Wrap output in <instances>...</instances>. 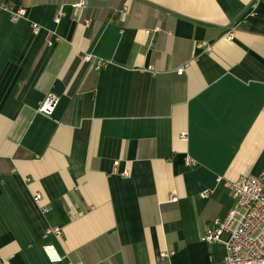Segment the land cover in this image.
<instances>
[{
    "label": "crops",
    "instance_id": "obj_1",
    "mask_svg": "<svg viewBox=\"0 0 264 264\" xmlns=\"http://www.w3.org/2000/svg\"><path fill=\"white\" fill-rule=\"evenodd\" d=\"M0 2V264L223 260L225 182L264 172V0Z\"/></svg>",
    "mask_w": 264,
    "mask_h": 264
},
{
    "label": "built area",
    "instance_id": "obj_2",
    "mask_svg": "<svg viewBox=\"0 0 264 264\" xmlns=\"http://www.w3.org/2000/svg\"><path fill=\"white\" fill-rule=\"evenodd\" d=\"M255 2L260 0H254ZM6 12L10 20L14 21L24 15L23 8L14 9L11 5L0 2V12ZM61 10L57 11L54 20L58 21ZM33 30L38 31L39 26L32 24ZM228 38L231 34H228ZM102 65V62H99ZM177 72L181 73L182 68ZM57 97L48 93L39 110L51 114L55 108ZM193 160L186 159L187 164ZM117 165L118 161L114 162ZM122 174L126 175L124 170ZM234 204L224 218H216L205 230L201 240L207 243H218L225 250L223 260L210 264H264V172L259 174H245L225 182ZM208 190L201 192L207 197ZM37 198L39 195L36 196ZM171 200L176 197L171 196ZM60 234L59 228H54Z\"/></svg>",
    "mask_w": 264,
    "mask_h": 264
}]
</instances>
